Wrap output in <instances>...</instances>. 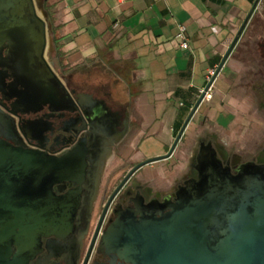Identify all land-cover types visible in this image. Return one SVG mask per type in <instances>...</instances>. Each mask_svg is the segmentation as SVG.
<instances>
[{"label": "water", "instance_id": "95a60500", "mask_svg": "<svg viewBox=\"0 0 264 264\" xmlns=\"http://www.w3.org/2000/svg\"><path fill=\"white\" fill-rule=\"evenodd\" d=\"M38 1L0 0V93L12 101L7 110L18 116L46 108L52 115L70 111L76 105L83 108L81 101L85 100L89 109L83 112L89 117L95 114L91 108L104 106V102L86 93L75 94L55 71L46 55L52 41L47 18L40 9L43 0L40 5ZM6 79L10 81L5 83ZM201 99L202 95L167 155L147 159L132 171L170 155ZM21 132L28 136L23 129ZM98 145L82 140L59 158L31 159V154L15 151L11 144L0 141V264H29L40 251L42 238H64L73 229H86L105 157L110 152L107 147L98 149ZM196 168V179L178 191L168 213L158 218L119 219L103 234L101 245L127 264H264V165L245 163L232 175L209 146L200 150ZM38 169L45 171L44 189L49 191L40 203L34 200L29 204L26 186L14 180L32 177L28 172ZM63 181L84 186L82 204L77 190L63 197L53 196L51 186Z\"/></svg>", "mask_w": 264, "mask_h": 264}, {"label": "crops", "instance_id": "0c3cea01", "mask_svg": "<svg viewBox=\"0 0 264 264\" xmlns=\"http://www.w3.org/2000/svg\"><path fill=\"white\" fill-rule=\"evenodd\" d=\"M46 5L58 27V51L50 46L57 74L76 90L97 87L127 102L139 123L138 137L167 144L255 6L213 79L212 99L198 105L184 135L199 118V125L212 123L224 131L240 118L235 109L222 112L223 103L232 101L240 110L251 103L241 76L255 67L243 54L252 40L255 49L264 42V0H46ZM179 26L185 28L186 48L176 38Z\"/></svg>", "mask_w": 264, "mask_h": 264}, {"label": "flooded vegetation", "instance_id": "af4514ba", "mask_svg": "<svg viewBox=\"0 0 264 264\" xmlns=\"http://www.w3.org/2000/svg\"><path fill=\"white\" fill-rule=\"evenodd\" d=\"M262 59H264L263 54ZM261 65L264 66V62ZM258 72L254 70L252 73L253 76H258L257 82L252 87L261 97L259 106L264 110V73L260 70ZM9 81L10 79H6L5 83ZM70 89L75 94L86 93L96 100H102L104 106H93L91 109L95 114L89 117L83 112L89 109L85 100L81 101L83 108L76 105L75 108L63 113L51 115L46 108H43L36 113L17 116L7 110L11 109L12 101L5 100L0 93V141L11 144L15 151L29 153L32 155L31 159L59 158L82 140H86L87 143H97L98 149L107 147L110 151V159L102 169L91 202L86 229L83 232L73 229L64 238L55 236L42 238L40 251L29 261V264H127L101 245L103 234L119 219L128 220L133 217L138 220L147 216L158 218L168 213L176 201L178 191L185 187L186 183L196 179L197 156L202 148L211 146L216 158L232 175H236L239 167L245 163L264 165V142L256 154L242 157L228 150L214 134L206 133L195 136L194 145L189 146L186 153L187 163L183 172L179 174L174 152L184 136L185 127L169 156L143 164L132 171L147 159L167 155L170 147L167 146L165 151L159 154H141L140 144L144 138L138 137L139 123L130 116L131 106L127 102L113 99L110 92L97 87L81 91L70 85ZM103 108L106 109V114H102ZM21 129L25 131L27 137L22 135ZM177 133L173 136L174 139ZM135 139L138 140L134 142ZM127 146L133 149L130 160L122 156ZM161 162H164L163 170L161 169L162 176L157 168L153 171L152 168L150 169L151 165ZM145 167L149 169L145 170ZM45 174L43 169H38L35 173L28 172L32 177L14 180L15 184L26 186L29 204H33L34 200L40 203V199L49 191L44 189ZM9 181L7 183H12ZM84 189V186L75 182L63 181L53 184L50 192L59 198L77 190L81 194L80 204H82Z\"/></svg>", "mask_w": 264, "mask_h": 264}, {"label": "rangeland", "instance_id": "374dc122", "mask_svg": "<svg viewBox=\"0 0 264 264\" xmlns=\"http://www.w3.org/2000/svg\"><path fill=\"white\" fill-rule=\"evenodd\" d=\"M38 5H40V0L38 1ZM40 9L43 12L44 18H46L45 11L43 10V8H40ZM257 30L260 32L261 28L258 27ZM50 39H51V33L49 32V40ZM257 47L255 49V44H254V41L252 40L251 44H249L250 49L249 50L246 49V52L243 55H244V58L248 62L254 65L257 73H259L258 72L259 70L261 73H264V70H263L264 66L261 65V63L264 62V59H262V54L264 55V42L258 43ZM255 50H257V52H255ZM46 55H47L48 60L51 61L49 47H48ZM260 76L261 75H259V77ZM241 77L243 80V83L241 84V86L246 91L251 93L250 94L251 103L249 107L248 108L244 107L242 108V110H240L237 108H233L231 106L232 101L228 100L225 103H223L225 107L221 108L222 112L227 113L228 110L235 109L238 113L236 115L237 116L236 118L237 119L240 118V121H237L231 124L228 123L224 131L218 130L212 123L208 124L204 122L202 125H199L198 122L200 121V118L198 120L196 119L195 121H193L191 124L194 126L193 130L187 131L188 133H186L183 136L182 140L177 144V147L174 152V156L177 158V171L179 172V174L183 172V168L185 164L187 163L188 154L186 153H188V147L194 145L195 136L197 134H200V135H204L206 133L214 134L219 140H221V142L225 144V147L228 150L234 151L240 154L242 157L252 156L256 154L257 151L262 147V144L264 142V110L260 108L259 106L261 97L258 95L257 90L256 89L253 90L254 88L252 87V85H254L257 82L256 78H258V76L255 77L252 74L248 75L246 72H243ZM206 84L207 82H204L203 86L205 87ZM210 100L204 101V102H209ZM246 113H248L249 117H252V119L250 120L246 119L244 117V114ZM239 114L241 115V117ZM137 140L138 139H135L134 142H136ZM170 142H171L170 144H167L165 139H158V138H153V137L144 138L140 144V152L143 155L144 154L145 155L159 154V153L164 152L167 146L170 147L173 140ZM132 154H133V149L127 146L126 151L122 154V156H124L126 160H130V158L132 157ZM163 163L164 162L153 164L151 165L150 169L152 168L151 170L153 171V169L157 168L158 172H160V176H162L163 175V171H162ZM147 169H149V167H145V170Z\"/></svg>", "mask_w": 264, "mask_h": 264}, {"label": "built area", "instance_id": "2783aa9c", "mask_svg": "<svg viewBox=\"0 0 264 264\" xmlns=\"http://www.w3.org/2000/svg\"><path fill=\"white\" fill-rule=\"evenodd\" d=\"M176 38L179 40V44L181 48H186L187 47V38L185 36V28L184 26H179L178 27V33L176 35ZM214 72L210 73L207 77L205 82H207L206 86L202 87L198 91V97L202 95L201 102L208 101L212 98L213 95V87H212V82H213V77Z\"/></svg>", "mask_w": 264, "mask_h": 264}, {"label": "trees", "instance_id": "16d2710c", "mask_svg": "<svg viewBox=\"0 0 264 264\" xmlns=\"http://www.w3.org/2000/svg\"><path fill=\"white\" fill-rule=\"evenodd\" d=\"M43 9L46 13V18H47V23L49 25V31L51 33V41L53 44V47L55 51H58V45L56 44V31H57V26L54 25V19L52 17V12L50 11L49 7L46 5V0H43ZM70 83L67 84V86L70 89Z\"/></svg>", "mask_w": 264, "mask_h": 264}, {"label": "bare ground", "instance_id": "6f19581e", "mask_svg": "<svg viewBox=\"0 0 264 264\" xmlns=\"http://www.w3.org/2000/svg\"><path fill=\"white\" fill-rule=\"evenodd\" d=\"M109 159H110V156L109 155L105 157L104 165H106L108 163Z\"/></svg>", "mask_w": 264, "mask_h": 264}]
</instances>
